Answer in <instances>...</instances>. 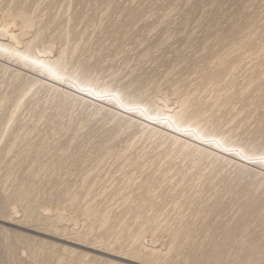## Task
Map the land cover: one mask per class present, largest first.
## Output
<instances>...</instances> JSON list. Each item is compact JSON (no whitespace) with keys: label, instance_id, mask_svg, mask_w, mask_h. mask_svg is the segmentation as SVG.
<instances>
[{"label":"rangeland","instance_id":"1","mask_svg":"<svg viewBox=\"0 0 264 264\" xmlns=\"http://www.w3.org/2000/svg\"><path fill=\"white\" fill-rule=\"evenodd\" d=\"M73 82L130 103L161 88L159 112L176 108L175 85H208L191 122L254 156V172L235 155L216 161L142 135L139 117ZM261 156L264 0H0V264L33 261L14 232L36 242L37 264H239L261 235L257 210L246 208L220 251L209 234L236 225L251 200L242 188L264 176ZM56 209L74 220L50 229ZM181 227L190 235L172 239Z\"/></svg>","mask_w":264,"mask_h":264},{"label":"bare ground","instance_id":"2","mask_svg":"<svg viewBox=\"0 0 264 264\" xmlns=\"http://www.w3.org/2000/svg\"><path fill=\"white\" fill-rule=\"evenodd\" d=\"M216 8H217V4L214 5L213 9ZM218 10L219 9H217V11ZM250 40H251L250 38H247L243 40L240 43V45H238V47L242 50V52L245 51L246 46L248 45ZM47 48L48 50H50L51 46H48ZM235 48H236L235 45L231 46L221 56L215 58L210 63L209 69L206 73L207 78L213 79L218 77L220 70L226 65V62L228 61L230 55L232 53H235L236 51ZM65 49L66 48H63L62 53H65L66 51ZM202 57L203 54L199 53L193 60L192 64L196 66L198 62L202 59ZM171 68L173 71L175 70L173 67ZM60 78L62 82L65 83L67 82V80H69L70 82L72 81V79L66 73H63ZM180 81L184 82L185 79L182 77ZM73 84L75 85L76 88L75 92L77 94H81L82 96H86L91 98L92 100H97V101H101L103 98H106L110 101L119 104L120 106L118 108L119 112L125 113L133 117L135 115L139 117L140 119L138 121V126L141 129L142 135H146L148 137H156L157 135H161V137H164L165 139H170L172 145L179 147L180 150L182 151L190 152L188 150H191L198 152L201 155L214 156L216 161H223L226 159L227 156L235 155L240 158L239 159L241 162L240 169L243 170V172H247V173L254 172V170H251V168L247 166L248 164H251V162H253L248 158H252L254 156L247 155L238 146L228 145L227 143H225L223 139H221L220 137L214 134L206 133L200 122H194V123L191 122V120L196 117V114L193 111V105L200 99L201 95L204 92L208 91V85L202 86L195 84L190 86V89L186 91H181L182 89L179 86L175 85L172 91L177 97L176 108L168 111L159 112L160 108L163 106L162 99H163V94H165L163 93L161 88H157L154 91L153 95L150 96L149 98L138 99L130 103V102H125L117 92L108 93L107 91H104L103 93H99L92 87H87L77 82H73ZM165 107L168 106L165 105ZM133 117H130V120H133ZM232 148H235L236 150L232 151L231 150ZM261 157L262 158L256 160V162L264 166V156ZM231 181H233V179H229V182ZM248 182L249 183L247 187L244 186L242 188V191L244 193H248L250 195L251 200L247 201V203L244 204L243 208L238 214V217L234 220V222L236 223L235 226L220 227L216 224L213 229L214 232H216V229H218V232H216V234L213 236L214 232L210 231L209 235L211 236L210 239L212 241L213 249L216 248L220 251V246H222L223 244L222 240L231 238L232 233L238 230L241 223H244L245 215L247 214L246 208L254 207L259 213V217L261 219H264V176L257 181L258 183L257 186H252V184L256 182V181L254 182V179H250ZM214 204L218 205V201H215ZM258 205L259 206L262 205V208H258L259 207ZM5 212L8 213L6 199L0 202V214H3ZM65 220L73 221L74 219L71 215L64 214L62 210L56 209L54 210V215L52 220L53 223H47V226L50 229L52 228L57 229L60 227V224ZM261 228H262V232L260 237L253 242L252 246H250L248 254L242 256V258L239 261V264H264V221ZM0 230L3 231L6 230L8 232V229H5L3 227H0ZM245 231L249 232V228H246ZM217 233H218V240H215V236L217 235ZM14 234L16 236L15 241H17L18 244L20 245L21 252L25 253L29 249L33 254V261L26 264H37L36 262H34L36 261V254H35L36 242L29 241L28 239L30 235H27L24 232H14ZM170 235L172 239L188 236L190 235V228L181 227L175 229L174 231H172ZM5 236L9 237L7 234H5ZM173 248L174 245L171 246V249ZM66 251L67 249H63L62 255L66 253ZM219 251L216 252H218L219 254ZM209 253L208 255L210 256ZM216 254L212 256L213 259H215L214 256H216ZM219 257L220 254L218 255V260ZM206 259L208 260L209 258Z\"/></svg>","mask_w":264,"mask_h":264}]
</instances>
